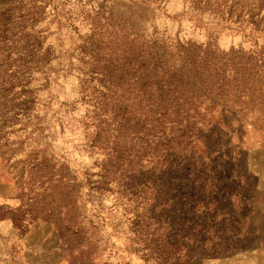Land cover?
Returning a JSON list of instances; mask_svg holds the SVG:
<instances>
[{
  "label": "rangeland",
  "instance_id": "374dc122",
  "mask_svg": "<svg viewBox=\"0 0 264 264\" xmlns=\"http://www.w3.org/2000/svg\"><path fill=\"white\" fill-rule=\"evenodd\" d=\"M247 9L238 0H0V264H155L133 240L136 171L112 166L114 139L96 127L112 121L106 103L131 98L107 90L115 79L101 74L123 42L171 64L190 45L209 48L226 65L228 95L208 98L220 123L196 155L171 175L147 156L140 177L163 194L154 202L163 218L177 205V229L166 230L184 238L177 264H264V10ZM206 229L226 235L213 245Z\"/></svg>",
  "mask_w": 264,
  "mask_h": 264
},
{
  "label": "trees",
  "instance_id": "16d2710c",
  "mask_svg": "<svg viewBox=\"0 0 264 264\" xmlns=\"http://www.w3.org/2000/svg\"><path fill=\"white\" fill-rule=\"evenodd\" d=\"M238 1L248 4L251 17L254 15L251 11L264 10V0ZM119 49L120 53L105 59L101 74L115 79L111 80L112 86L106 87L107 90L131 98L130 101L106 103L114 113L112 121L109 118L100 120L96 127L99 133H106L108 139H114L111 144L116 153L115 160L108 159L112 166L123 170L121 174L136 171L132 184L135 196L131 204L134 215L131 223L133 240L141 244L143 258L155 264H177L182 259L177 254V247L182 246L184 238L178 231L172 237H167L166 233L167 228L177 229V205L173 207L175 212L171 216L168 214L169 217L163 218L160 206L164 204H154L162 199L163 194L156 198L159 191L151 185L152 178L141 180L140 172L147 156V160L152 161L158 156L156 163L162 158L167 175H171L185 159L196 155L200 141L206 136L204 131H210L220 123L219 120L214 121L212 115L214 107L218 106L217 100L209 102L208 98L228 95L226 85L230 81L225 77L226 65L212 62L209 48L203 51L194 45L185 48L180 53V62L175 64L169 63L156 49L143 52L136 43H119ZM116 80L130 83L131 88L119 85ZM213 203L208 200V208ZM208 219L206 214L201 221L208 223ZM164 223L169 224L164 227ZM201 235L205 242L211 241L215 245L220 244V239L226 234L206 229Z\"/></svg>",
  "mask_w": 264,
  "mask_h": 264
}]
</instances>
